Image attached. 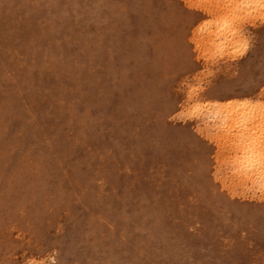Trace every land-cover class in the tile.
<instances>
[{"label": "bare ground", "instance_id": "bare-ground-1", "mask_svg": "<svg viewBox=\"0 0 264 264\" xmlns=\"http://www.w3.org/2000/svg\"><path fill=\"white\" fill-rule=\"evenodd\" d=\"M181 1L102 0V8H81V0H0V136L12 135L0 137V227L28 222L37 235L49 216L42 211H70L77 199L89 211L76 254L82 264H264V200L237 198L215 178L221 138H199L173 121L170 90L195 69L200 43L211 57L245 52L246 25L264 30V0ZM92 23L94 32L84 34ZM260 42L262 54L243 66L241 79L205 89L189 113L207 110L218 119L235 175L261 189L264 31ZM125 48L128 54L119 51ZM128 55L139 67L131 75L120 68ZM114 93L122 97L113 100ZM23 109H32L30 124L19 127ZM40 128L56 142L55 157L70 156L75 141L85 151L32 178L11 164L29 153L47 169L49 152L35 141ZM97 158L103 165L91 169ZM52 177L56 186L47 183ZM94 181L105 193L81 188Z\"/></svg>", "mask_w": 264, "mask_h": 264}, {"label": "rangeland", "instance_id": "rangeland-1", "mask_svg": "<svg viewBox=\"0 0 264 264\" xmlns=\"http://www.w3.org/2000/svg\"><path fill=\"white\" fill-rule=\"evenodd\" d=\"M101 1L102 0H81L79 6H82L81 8H88L89 6H99L102 8L103 3H99ZM174 1L179 2L180 4L183 3L181 0ZM190 1L200 3L199 1L201 0ZM113 2L118 6L122 4V0H113ZM200 4H203V2ZM203 5H206L205 1ZM40 13L41 11H39V13L34 17H40ZM31 15H33V13ZM157 24L161 25V27L163 26L160 21H158ZM105 25L106 23L104 26ZM83 28L85 30V34L94 32L96 27L95 23H92ZM261 29L262 27L258 25L252 23L247 24L245 31L250 41V46H248L245 52L230 56V59H228V57L217 58L209 56L206 54L207 48H203V44L200 43L198 45L199 55L196 56L197 60L195 62V69H190L184 72L182 76L175 78L170 89L173 92L172 99L176 103V108L172 113L173 121L177 122L182 127H186V129L190 130L199 138L214 141L221 138V142L219 143L215 153L216 166L213 171L215 178L218 177L217 179L220 183H224L230 191L232 190L231 192L234 193L237 198L250 199L254 201L264 200V188L260 189L258 185L253 184L247 179L246 182L244 181L245 178L235 175L236 171L231 160L234 152L230 144L222 141V139L224 140V136L221 135V130L218 128V119L211 116L207 110H203L191 117L189 110L205 89L213 85H217V83H235L241 79L243 66L254 57L259 58V55L262 54L260 38L261 32L264 30ZM138 42L139 38L137 41L132 40L131 44H137ZM72 50L75 51L76 48L73 47ZM119 51L128 54L129 48ZM108 52H110L109 49ZM146 54L150 58L153 57L152 50L147 51ZM112 61L117 63L118 56L113 55ZM122 62L123 63L120 65V68H125L126 72L130 75L134 73V71L139 70L136 59L132 55H128V57ZM116 66L118 67V65ZM150 68L151 64L145 66V76L148 78L152 76ZM90 70L94 71L93 69H87L82 73L88 75L90 74ZM99 72V68L95 67V74L89 75L90 80H92L94 76L96 77ZM38 80L42 81L39 78ZM120 96L122 97V94L114 93L112 95V99L118 100ZM35 102L37 103V99L33 101V103ZM158 106L159 103H157L156 109H158ZM31 110H22L19 118L17 119L16 126L22 127L30 124L29 120L31 118ZM38 134L39 135H37L35 141L49 152V157L46 160L47 169L45 170L44 167L41 168L38 165V159L31 158L29 153L27 157H23V155L21 156L20 154L18 158L15 159L16 162L11 164H16L17 171L20 169L23 170V168L27 167L28 174L32 178H35L36 176L43 177V174L51 168L52 164H64V167L69 164H73L76 158L81 156L85 151L83 145L75 141L72 145H70V148H68V150L72 149L70 156L65 157V160L57 158L53 155L54 150L56 149L55 147L57 146L56 142L52 141L49 138L48 133L43 131L41 128L39 129ZM0 137L2 139L10 138L12 135L10 132L8 134L7 132H4ZM21 142L23 144L24 141ZM6 144V141L2 142V147L6 146ZM27 152H29V150L23 151L24 154H27ZM4 160L7 161L6 159ZM103 163L104 160L97 158L92 163L90 168H97L102 166ZM11 165L9 164L3 166L5 168H9ZM31 169L34 170V173L31 172ZM94 182L95 183L88 186L83 184L81 188L85 192L91 191L95 195L105 193L102 185L97 181ZM47 183L49 186H56L58 180H56V178L47 179ZM68 194L72 195V191H69ZM47 197L51 198V195L47 194ZM44 212H47L49 216L44 222V229L41 227L40 232L37 235H33L32 225L28 222L17 224L11 223L7 220V222L0 227V264H82V261L78 259L76 254L77 250L80 249L78 246L80 242L78 241H81L83 234L88 232L90 226L87 216L89 211L82 207L77 199H73L70 204V211L65 207L56 206L55 208H48L46 211H42V216ZM70 212H72V216L77 219V222H75L76 226L69 225V221H67L70 216ZM85 217L86 220L84 219ZM107 230H109V228ZM98 232L102 236L105 235L102 231L98 230Z\"/></svg>", "mask_w": 264, "mask_h": 264}]
</instances>
